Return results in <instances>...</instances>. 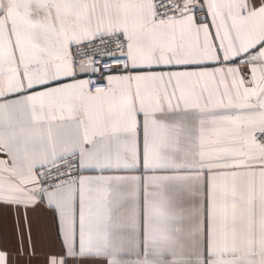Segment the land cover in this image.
Instances as JSON below:
<instances>
[{"label":"snow or ice","instance_id":"6c2138e0","mask_svg":"<svg viewBox=\"0 0 264 264\" xmlns=\"http://www.w3.org/2000/svg\"><path fill=\"white\" fill-rule=\"evenodd\" d=\"M0 264H264V0H0Z\"/></svg>","mask_w":264,"mask_h":264}]
</instances>
